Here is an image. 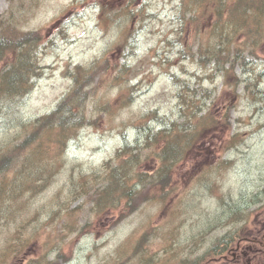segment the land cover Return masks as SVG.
Segmentation results:
<instances>
[{"label":"rangeland","instance_id":"1","mask_svg":"<svg viewBox=\"0 0 264 264\" xmlns=\"http://www.w3.org/2000/svg\"><path fill=\"white\" fill-rule=\"evenodd\" d=\"M218 1L209 0L206 10L205 6L192 8L194 17L185 15L183 19V3L188 0H14L13 14L19 17L21 30L42 28L43 40L48 39L39 55L45 74L25 97L20 112L35 118L51 111L75 85L83 84L73 75L79 73L78 67L90 69L91 79L85 89L91 101L100 103L94 115L92 112L96 122L80 128L66 152L50 154L58 173L35 197L31 210L43 203L67 204L71 177L85 175L94 180L93 173L99 168L100 184L108 173L103 167L105 160L110 159L115 166L114 159L124 158L134 149L141 153L143 169L152 179L157 197L163 195L167 202L148 200L133 213L134 204L124 211L127 201L122 200L118 209L95 212L93 202L86 201L90 196H86L72 215L64 213L61 220L55 217L49 225L42 221L41 226H29L26 234L38 233L28 241L24 254L14 257L18 240H0V258L8 264H41L38 261L43 255L54 259L52 264H120L131 253L127 264H187V258L203 252V244H212V236H220L225 230L219 228L205 240H191L193 234L220 217L228 222L233 214L248 211L255 192L264 188V31L257 43L260 54L255 57L249 56L253 45L244 31L236 39L237 44L245 45L258 73H247L237 60L229 78L230 88L223 84V76L213 80L206 73L215 71L218 63L211 60L203 66L195 58L201 56L202 48H212L216 42L212 4L216 7ZM233 1L227 0L224 9L229 10ZM9 8L10 0H0V19L9 16ZM63 25L67 28L64 35L60 30ZM182 47L193 59L182 57ZM232 60L233 56L221 67L227 69ZM235 76L241 78L238 83ZM191 78L211 99L208 110L222 121L202 128L186 157L167 171L166 187L154 174L168 163L157 153L161 143H147L146 135L161 128L153 116L156 109L169 120L185 121V110L197 98L185 87ZM258 79L260 88L255 85ZM204 111L197 112L200 122ZM138 197L145 198L143 193ZM251 208L250 231H255L264 224V202ZM69 221L73 227L67 225ZM147 229L151 235L154 229L156 233L151 237ZM4 231L0 228L3 239ZM246 234L250 232L246 230ZM141 235L149 238L144 244ZM253 242H244L242 247ZM255 246L264 250L260 243ZM257 258L264 263V254L255 261Z\"/></svg>","mask_w":264,"mask_h":264},{"label":"trees","instance_id":"2","mask_svg":"<svg viewBox=\"0 0 264 264\" xmlns=\"http://www.w3.org/2000/svg\"><path fill=\"white\" fill-rule=\"evenodd\" d=\"M207 3L209 4V0H188L187 4L184 2L182 18L194 17L192 8L205 6L206 10ZM227 5V0L224 2L219 0L216 7L212 4L214 8L212 13L216 16V42L212 48L201 49L199 63L205 66L211 60H215L219 65L215 71L225 70V83L230 84L229 78L232 76L235 62L241 60L243 65L248 63L242 50L245 45L236 43L237 35L244 31L249 38L256 42L255 44L249 39L253 45V53L256 52L257 43L261 42L260 34L264 31V0L260 2L234 0L230 9L225 10L224 6ZM14 6V0H10L9 16L0 19V228L6 229L4 231L6 237L4 239L0 237V240H18L14 249V257H16L24 254L29 246L28 241L38 233L36 230L33 234H26V229L29 226L34 224L41 226L42 221L45 225H49L55 220V217L61 220L64 213L72 215L82 205V202L78 205L75 204L81 198L90 196L86 201L93 202L92 209L95 212L118 209L121 201L126 200L125 211L130 206L128 199H134L132 191L138 186V184L134 187L129 185L126 169H129L130 164L140 166L143 161L141 153L136 151L137 149H134L135 153L130 149L129 151L133 153L131 152L128 158L123 161L125 163L124 170H118L119 166L113 167L105 162L103 167L108 169V173L100 184L101 170L99 169L93 173L94 180H89L85 175L79 179L75 176L71 177V185L68 183L70 199L67 204L60 207L58 203H43L37 205L36 210H31L32 206L36 204L35 197L53 182L54 176L58 173L49 155L50 152H65L69 141L80 128L94 124L96 119L92 116L100 108V103L91 101V94L85 89L89 86L91 79L90 69L78 67L79 73L75 72L73 75L76 81L83 84L75 85L51 112L30 120L21 114V105H24L25 97L34 90L37 81L45 74L44 66L39 61V55L46 47L48 39L43 40L42 28L21 30L19 17L13 14ZM132 14L134 15L135 12ZM64 26L60 28L63 35L67 32V28ZM182 32L183 30H180V33ZM52 39L56 41L54 38ZM176 41L182 42L180 38H177ZM170 43L174 44L175 42L170 41ZM231 46H237V49L231 48ZM183 49L184 47L180 49V53L182 57H187L189 51L184 52ZM231 56H233L232 66L223 69L221 65L229 62ZM198 75L195 74V77ZM236 79L237 83L241 80L238 76ZM193 84L195 85L188 81L185 86L191 97L197 96L191 101L193 105L184 112L185 121L169 120L164 115L160 117L156 111L153 116L158 119L161 128L155 133L151 130L150 136L146 135L147 143H161L157 153L168 162L162 168L155 170L156 174L160 176L158 183L161 185L166 184L167 171L178 160L186 157L193 148L200 138L202 128L222 121L217 119L210 109H207L208 104L203 101V97H206L204 90L198 86V88L192 87ZM203 108L205 111L202 116H199L203 121L200 122L199 119H196V115ZM195 120L198 121L199 128L195 126ZM47 155L49 157H46ZM167 186L168 184H166ZM254 197L256 198L254 203H259L260 195L255 192ZM246 214L247 212L233 214L234 216L232 215L228 222L223 221L220 217L218 222L211 223L210 227L200 229L196 234H193L191 240H205L208 235L212 236L217 229L231 226V229L226 230L223 235L212 236V240H216L214 246L201 255L192 259L187 258V264L210 263L212 257L219 252L221 247L229 249L234 242L233 237L241 232L238 224L243 221ZM236 222L238 223L235 225ZM67 225L73 227L74 223L69 221ZM146 232L151 235L150 229ZM154 233H156L155 229ZM140 237L143 244L149 240L144 235ZM1 254L0 250V257ZM53 260L48 257L44 258L43 255L38 262L52 264ZM0 262L9 263L4 258H0Z\"/></svg>","mask_w":264,"mask_h":264},{"label":"flooded vegetation","instance_id":"3","mask_svg":"<svg viewBox=\"0 0 264 264\" xmlns=\"http://www.w3.org/2000/svg\"><path fill=\"white\" fill-rule=\"evenodd\" d=\"M240 248V247H239ZM246 255V253H244ZM240 256V254H238Z\"/></svg>","mask_w":264,"mask_h":264}]
</instances>
